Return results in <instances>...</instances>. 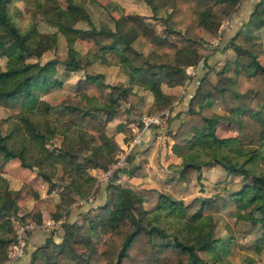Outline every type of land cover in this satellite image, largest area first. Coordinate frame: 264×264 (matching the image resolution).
<instances>
[{"label": "trees", "instance_id": "obj_1", "mask_svg": "<svg viewBox=\"0 0 264 264\" xmlns=\"http://www.w3.org/2000/svg\"><path fill=\"white\" fill-rule=\"evenodd\" d=\"M18 1L25 4L27 12L33 4L35 11L55 25L65 39L66 35H72L60 59L44 62L37 68L40 81L49 87L58 85L51 73V63L59 61L66 71L82 70L83 77L76 81L74 93L57 103L42 99L27 109L25 102L34 103L36 97L33 91L38 85L33 76L23 75L13 82L7 79L36 66L37 63L27 59H39L42 53L57 47L59 41L58 32H42L34 24L21 30L9 11ZM236 1L143 0L152 13L162 8L169 10L162 19L165 30L162 34L141 15L132 13L113 18V26L100 25L89 32L77 28V21H90L82 0H68L66 6L57 0H0V51L20 62L9 71H0V107L7 114L3 120L4 131L0 126V154L5 160L16 159L22 167L35 171L47 184L46 190L56 189L61 201L87 198L97 188L90 171L106 169L120 148L115 138L106 132L108 123L114 120L122 103L127 106L126 113L136 114L138 107L143 109L133 87L140 86L151 94L154 111L163 110L174 100L163 85L171 88L181 85L185 77L183 66L201 62V68L206 70L198 78L178 126L168 132L169 140L159 150V163L168 173L159 180L176 190L192 177L199 181L200 168L213 165L239 178L234 188L221 186L226 197L216 190L212 196H194L183 203L161 191L157 194V204L146 210L137 204L135 188L112 182L117 177L115 173L106 181L110 195L101 205L82 211L81 223H60L63 232L59 250L48 251L49 244L45 243L33 258L45 254L47 264H66L70 258H75L77 264H227L220 255L225 243L222 237L213 236L214 210L231 203L236 219H262L264 229V193H254L264 190V64H259L257 59L261 53L260 43L253 42L248 35H233L227 46L232 48L234 58L219 72L223 83L213 84L208 90L202 88L210 69L205 64L210 37L217 33L219 24L226 20ZM261 5L258 10L254 7L252 13L263 18L264 4ZM14 8L20 16L21 10ZM182 32L191 36L183 37ZM127 34L131 35L129 39ZM135 38L148 49V55L134 47ZM75 42L86 49L83 57L75 48ZM106 53L112 56L106 57ZM112 64L125 72V85L108 84L102 72L91 68ZM195 99L207 101L206 106L214 103L224 114L202 116L191 105ZM220 122L235 136H217L215 128ZM118 129L122 133L130 132L121 125ZM128 138L129 135L127 141ZM54 139L59 145L49 147ZM140 150L139 145L134 147L127 158L128 166L119 173L143 176L142 162L136 157ZM39 197V190L31 183L21 182L14 189L9 186L8 178L0 174V262L7 259L6 248L15 240L12 218L18 217L24 222L19 213L20 203ZM45 202L55 211L54 203ZM101 209L104 216L94 219L92 215L97 216ZM132 213H137L148 225L140 223L126 230ZM254 213L259 218H254ZM96 226L105 233L102 247L86 233ZM79 233L85 234L86 239L76 237ZM155 237L172 240L154 242ZM258 240H264V232ZM74 245H83L84 252ZM200 251L214 252L218 257L207 263L198 255Z\"/></svg>", "mask_w": 264, "mask_h": 264}, {"label": "rangeland", "instance_id": "obj_2", "mask_svg": "<svg viewBox=\"0 0 264 264\" xmlns=\"http://www.w3.org/2000/svg\"><path fill=\"white\" fill-rule=\"evenodd\" d=\"M58 3L62 6H66L68 3V0H57ZM143 3V5H142ZM236 5L233 6V8L228 12V15L230 14L231 11L235 10V8L239 4V0L236 1ZM31 4V2H30ZM143 0H82L81 5L86 12V14L89 16V22L87 23L84 20H79L75 23V27L77 28H82L85 31L91 30L92 27H97L100 25H110L113 26V17L109 15L110 13L113 14V16L116 18L115 13L118 12L117 17L119 14L121 15L123 12V8L125 6L127 9L134 10V11H139L141 14V17L143 16V19L145 22H147L151 27H153L158 33L165 34L164 30V24L162 23V19L167 15L168 9L162 8L158 9L156 12H151L149 11H144L142 10V7L144 6ZM261 4H264V0H261L259 2V5L255 6L258 9L262 6ZM122 9H121V7ZM145 9L148 10L149 8L146 7ZM19 8L21 10V18L24 17L23 20H20V16L16 14L15 8ZM30 11H26L25 9V4L22 2H14L10 7L9 11L12 14V18L15 21L16 25L21 29L24 30L26 27H29L31 24L36 25V28L39 31L42 32H58L57 27L55 25L49 24L47 20L44 18V16L39 13L38 11H35V7H33V4H31ZM148 8V9H147ZM110 9V10H109ZM112 10V12H111ZM125 10V9H124ZM109 12V13H108ZM147 15V16H146ZM227 15V17H228ZM149 17V18H148ZM227 19V18H226ZM227 21H222L218 28H217V33L214 35L213 38L210 37V47L214 45L215 43L218 42V34H220L219 30L224 27V24H226ZM183 33V32H182ZM238 34H244L250 36L251 40L253 42H258L260 43L261 47V53L257 57L258 63L263 65L264 64V17H258V15L254 16L253 13L251 12L249 18L247 21H245L238 29ZM58 35V44L57 47L54 49H50L42 53L41 57L39 59L35 58H29L27 59L28 62H34L37 63L36 66H33L32 68H27L24 71H22L20 74L16 75L15 77L8 76L7 79L9 82H13L14 80H19V77H22L23 75L27 76H33L34 82L37 83L38 86L35 89L36 92V97H35V102L34 103H27L25 102V107L27 109H31L34 107V104H36L37 100H46L50 103H57L59 100L63 99L64 97L70 96L74 93L76 81L79 78L83 77V72L82 70H76V71H66L63 67V65L58 61V64L55 62L51 63V73L54 78H56V81L58 85H53V86H48L45 84L43 81H40L41 78H39V73H38V65L41 66L42 63L47 62V61H52V60H57L60 59L62 55L65 54L66 51V42L69 44L72 41V35H66V39L64 36L57 33ZM60 36V37H59ZM182 36H191L185 33L182 34ZM134 47L143 52L145 55H148L149 51L147 48H143L141 46V43L138 40H136L133 43ZM75 48L79 51V55L81 57L84 56L86 49L84 48L83 45L80 43L75 42L74 44ZM227 47V51L222 52V57H221V62L219 63H214L212 64L209 68L208 74L206 75V79L203 82L202 88L204 90H208L209 87H211L213 84H221L223 83V79L220 76V70L223 69V67L228 63L231 62L234 58V52L231 47ZM208 53V52H207ZM112 56L110 53H106V57ZM19 63L17 60H11L9 57L6 55H3L0 51V71H9L13 69V67L19 66ZM199 63V64H198ZM198 63H192V64H186L183 66V72H184V79L181 85L176 86L178 88H181L183 91V85L185 82V79L187 77L192 76L194 72V68H201V62ZM198 64V65H197ZM186 67H193V71L190 74H187L185 72ZM91 68L95 72L98 73L102 72L104 74V82L108 84H126L127 77L125 75V72L118 66L108 65L104 67L102 66H97V65H92ZM38 77V80L36 79ZM123 78L122 81L118 80ZM135 87V86H134ZM174 97V95H172ZM176 96L174 97L175 100ZM172 102L171 106H165L163 110H153V108H146V109H141V107H138V112L136 114H130L129 112L126 113L125 109L127 108L126 105H123L117 109V113L114 117V120L108 123L106 127V132L109 135H112L113 138H115L114 134L116 133V130L118 129V126L121 125L123 128H126L127 130L129 129V133H123L124 137V145H127L128 143L131 142L134 132L130 129V125L132 123L136 124H141V120L145 118H154L158 116L159 118V123H161V117L164 115L166 116L168 112L171 110V108L174 106V103L176 101ZM207 101L203 100H197L195 99L192 102V107L196 109V111H199L200 114L204 117H210L213 113H218L223 115L224 113L220 111L214 103L212 105L206 106L205 104ZM165 110V112H164ZM136 115V116H135ZM7 117V114L5 113L4 109L0 107V126L2 131L6 128V124L4 123V119ZM136 119V120H135ZM157 123L156 125H158ZM155 124H152L149 126L148 133L150 132V129L156 126ZM117 128V129H116ZM215 134L217 136H225V137H232L235 136L234 132H231L226 129L225 123L220 122L216 128H215ZM128 141L126 140V137H128ZM147 136L144 137V139ZM143 144V142H140V146ZM163 142L160 143L157 142V147L155 148V151L153 153L154 157L151 159V163L155 164L156 167L155 169H151L147 167L146 163H149V157L148 154L142 155L140 152H138V155L142 158H140L143 166V176L142 178H135L136 176L132 175H126V174H120L118 175L112 182L117 185H122V186H131L137 190L135 193V200L137 204H139L143 209L146 210H151L155 206L156 201H157V194L159 192H166L169 194V197L172 199H177L181 200L183 203H186L189 199H191L194 196L197 197H208L214 195V192L216 190H219L225 197L226 193L224 192V189L221 186H226L227 188L231 189L236 187V182L239 180L238 177H231L230 175H227L225 171L218 165H213V166H204L200 168V180L198 181L195 177H192L185 183L181 184L179 188L176 190L170 186V184H165L163 185L161 183V180L166 176H168V173H161V170L163 167L159 163L160 160V155L161 152H159V147L162 145ZM52 145H55L57 147L59 143L56 141V139L52 140L49 142V147ZM120 147V145H119ZM121 148V147H120ZM120 148H118V153L120 152ZM147 151V150H146ZM115 155V156H116ZM114 156V159H115ZM137 157V156H136ZM156 157V158H155ZM156 160V162H155ZM178 162V159L176 160ZM111 164V163H110ZM109 164V165H110ZM108 165V166H109ZM161 166V167H160ZM145 168V169H144ZM104 169V168H100ZM99 169V170H100ZM98 170V169H95ZM94 171V170H93ZM91 172V171H90ZM159 173L161 175L159 178ZM0 174L4 178H8L9 180V186L11 188L15 187L18 182H29L31 184L37 185L38 180L41 181L39 177H37L35 171L29 170L25 167H22L18 160H5V158L0 154ZM33 175V176H32ZM129 179V180H128ZM39 188L41 186L39 185ZM47 184L45 183L44 186L41 188L42 192L39 190L40 197L38 199H31V200H26L24 203H20V209L19 213L23 215L22 220L24 221L23 223H28L29 225H32L34 227H38L39 222L37 221V213L35 212L32 213L30 212V204L32 201H38L39 206L42 208L43 213L45 214V217L49 219H55L58 215V212L55 208V211H51L48 208V205L45 202L48 200L52 204L54 202L56 203H64V201L59 200V194L55 190L51 194L47 190ZM97 189L95 190L94 194L92 195V199H94L96 195ZM43 193V194H42ZM256 194H263L264 190L259 189L254 191ZM110 193L106 192V198L109 196ZM234 207L233 205L230 204H225L224 206L219 207L217 210H214L212 212V224H213V236H220L222 237L223 242L225 243V247L223 249V252L220 253L221 257L226 260L227 264H264V240H258V237H260L261 233L264 232V229L261 227V220L262 219H257V221H253L252 219H236L234 214ZM56 216V217H55ZM101 216H104V211L101 209L100 212L97 213L96 215H92L94 219H98ZM254 218H259V215L254 213ZM77 223H81L82 220L81 218L76 219ZM94 222L96 220H93ZM17 222H20L18 217L12 218L11 225L12 228L14 229V235L16 239V234H17V227L16 224ZM143 224L148 225L145 223V221H141L139 219V215L137 213H132L129 218L127 219L126 223V230L130 231L133 229L135 226L138 224ZM50 225L47 223L45 226ZM104 230L100 228L99 226L95 227V230H91L86 232L87 235L89 236L90 239L96 241L101 247L104 245V237L105 233L103 232ZM76 235V237H82L85 238V234L81 235ZM88 238V237H87ZM162 239H170V237H163ZM161 237H155L153 238L154 242H158V240H162ZM258 240V241H257ZM15 241V240H14ZM13 241V242H14ZM13 242H11L9 245H11ZM25 242V238H24ZM6 248V255L8 254V247ZM59 244L57 246L53 245L52 242L49 244V248L46 250L50 251L52 248H54L56 251L59 250ZM74 247H77V245H74ZM77 249L80 251L83 250V245L78 246ZM198 255L204 259L207 263H210L212 261H215V259L218 257L215 256L214 252H198ZM38 261L37 264H47L46 260V255L41 254L36 257ZM7 259L3 260L0 262V264H4L3 262L6 261ZM66 264H77L75 261V258L68 259L66 261Z\"/></svg>", "mask_w": 264, "mask_h": 264}, {"label": "crops", "instance_id": "obj_3", "mask_svg": "<svg viewBox=\"0 0 264 264\" xmlns=\"http://www.w3.org/2000/svg\"><path fill=\"white\" fill-rule=\"evenodd\" d=\"M259 1L260 0H239L238 6L235 8V10L231 11L230 14L228 15L226 19L227 23L224 24V27L219 30L220 34H218V39H217L218 42L212 45L209 49V52L206 54L205 64L208 67H210L212 64L216 62L217 63L221 62L222 52L227 51L226 46H227L229 39L233 35L238 33L239 27L245 21H247L252 10L258 4ZM142 10H144L145 12L149 11V9L148 10L145 9V4L142 7ZM121 13L122 14L132 13V14L141 15L139 11L127 9L126 6L125 8H123V12ZM114 15H116L117 17L118 12L115 13ZM110 16L115 18L113 14L111 13L109 15V19H110ZM130 37L131 35L127 34V39H129ZM136 40H138V38H135L133 43ZM205 70L206 69L203 67L200 69L195 67L192 76L189 77L188 82L186 83L185 87H183V91L181 88H178V87L171 88L169 86L163 85V89L166 90V92H169L170 94L174 95V97L176 96L174 100L176 102L174 103V106L171 108L168 114L166 116L163 115L161 117L162 118L160 121L161 123L151 128L149 133L147 132L146 134L147 137L144 139L143 144L141 146L139 145L142 151L140 153L143 156L148 154L149 157H151V158H148L150 161L149 163H146L147 167L151 169H155V167L157 166L156 163L155 164L151 163V159L152 157H154L153 153L155 151V148L158 146L157 142L159 141L160 143L163 142V144L160 145L161 147H159L158 150H160L162 147L163 148L165 147L163 146L164 142L168 141L169 136H170L168 132L174 131L176 127L178 126L179 120L181 119V116L183 115V112L186 109L187 100L192 94V92L195 90L194 88L195 86H197L198 78L203 74ZM118 80L122 81L123 78L118 79ZM114 85H117V84H114ZM133 90L134 92L137 93V96L139 97V103L142 106V108L144 109L152 108V96L149 92H147V90L137 85L133 87ZM132 125H134V123L130 125V129ZM114 136H115V140L118 143V145L122 147L124 145V140H123L124 134L122 133V131L117 129ZM139 155H137V158H141ZM90 173L94 176L93 170H91ZM161 173H165L163 169L161 170ZM161 173H159V178L160 176H163L161 175ZM135 178H141V177H135ZM20 183L21 182H18L17 185L13 188L15 189L16 187H18ZM44 184H45L44 181L40 182V180H38L37 185H34V184L32 185H34L37 189L40 190V192H42L41 188L44 186ZM39 185L41 186V188H39ZM96 189H97L96 195L94 199L90 201H82L81 199L83 197H74L71 200H64V203L54 202V205L56 206V210L59 214L57 217L55 216L56 217L55 220L57 221L61 219L62 221L72 223L73 221L75 222L77 221L76 219H79L81 217L82 211L84 210L88 211L91 208L101 205V203L104 202L106 198V192H107L106 181L100 182V184L97 185ZM51 192L53 193L54 191L52 190ZM29 206H30L29 208L30 212L32 213H34V211L39 212L37 213L38 215H40V218L37 220L39 222V225L38 227L33 228L30 231H25L23 233L24 238H25V249L23 253L17 258V260L13 261L12 263H5V264H37L36 262L38 261L37 258H33L37 249L44 246L45 243L50 244V242H52V243L59 244L62 239L61 233L63 232V230L61 228V224H57V225L53 224V225L45 226L46 223L48 222L49 217L48 218L45 217V214L43 213L42 208L39 206L38 201H32V203Z\"/></svg>", "mask_w": 264, "mask_h": 264}, {"label": "built area", "instance_id": "obj_4", "mask_svg": "<svg viewBox=\"0 0 264 264\" xmlns=\"http://www.w3.org/2000/svg\"><path fill=\"white\" fill-rule=\"evenodd\" d=\"M192 71H193V67L185 68V72L187 74L192 73ZM187 82H188V78L185 79L183 87H185ZM157 123H159L158 116L154 118H145L141 120V124L132 125L131 130L134 132V136L131 142L128 143L127 145H123L120 148V152L118 153V155L115 156L114 161L106 169L94 170V177L96 179L95 186L100 184V182L102 181H107V180L112 179L115 173H117V176L122 174V173H119V171L122 168L128 166V163H129L127 159L128 155L132 152L134 147L139 145L140 142L142 143L144 141V137L146 136L148 132L149 126L152 124L156 125ZM81 200L90 201L92 200V195L88 196L87 198L83 197ZM61 222H62L61 219L57 221L55 219L53 220L51 219V220H48L47 223H49L50 225H53V224L57 225V224H60ZM16 227H17L16 239L8 247L7 260L3 262L4 264L12 263L13 261L17 260V258L23 253L25 249L23 233L25 231H30L31 229L36 228L32 225H29L28 223H23V222H17Z\"/></svg>", "mask_w": 264, "mask_h": 264}]
</instances>
